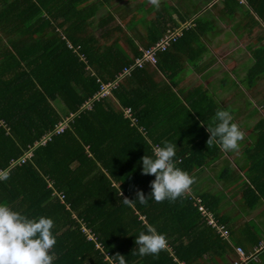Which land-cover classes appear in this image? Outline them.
Here are the masks:
<instances>
[{"label":"trees","instance_id":"obj_1","mask_svg":"<svg viewBox=\"0 0 264 264\" xmlns=\"http://www.w3.org/2000/svg\"><path fill=\"white\" fill-rule=\"evenodd\" d=\"M85 1L0 0V168H7L0 181V202L28 216L53 219L52 264H117L112 257L117 253L126 256V264H214L211 256L228 264L225 253L233 251L232 244L246 251L263 244L264 209L260 211L263 222L247 221V231L240 230L244 236L240 238L216 207L219 196H208L198 187L175 201L157 202L148 197L154 174L141 171V157L152 155L153 147L165 140L177 145L176 166L191 177L222 156L224 150L216 140L207 143L211 135L207 124L217 109L233 115L234 107L223 105L219 95L214 97L202 85L175 89L183 64L174 51L188 49L191 61L200 65L205 46L201 36L214 38L217 14H209L206 0H199L203 9L196 18L186 12L192 0H176L170 8L157 7L153 18L132 22L136 30L146 32V41L131 34L126 39L132 47L123 46L119 36L109 45H100V39H108L111 32L95 36L87 30L83 23L97 7L93 4L89 9ZM218 1L222 3L219 16L230 22L237 7L243 6L239 0ZM246 2L248 11L264 25V0ZM174 12L180 20H166ZM175 31L170 44L157 50L155 64L137 65L108 96L94 99L90 109L79 110L100 84L113 81L124 66L142 55L140 48ZM136 38L141 46L135 44ZM252 39V62L244 63V74L237 76L247 87L256 82L252 87L257 89L264 78V29ZM75 46L79 56L73 53ZM225 81L235 84L231 77ZM249 99L245 98V107L251 105ZM126 107L130 116L124 113ZM260 107L264 110V96L256 99L253 111L259 112ZM60 122H66V127L53 132ZM43 135L50 139L36 145ZM246 140L252 145L242 147L241 163L237 159L234 166L224 164L218 175L229 182L221 198L226 192L230 197L240 192L234 205L245 214L264 204V111ZM29 147L31 160L10 166ZM6 192L11 199L5 198ZM137 192H143L147 200H136ZM196 197L226 224L228 238L210 227L195 205ZM125 198L136 201L125 203ZM148 224L164 234L170 249L139 255L135 235ZM207 253L211 256L206 257ZM258 258L259 262L250 264H264V250Z\"/></svg>","mask_w":264,"mask_h":264},{"label":"clouds","instance_id":"obj_2","mask_svg":"<svg viewBox=\"0 0 264 264\" xmlns=\"http://www.w3.org/2000/svg\"><path fill=\"white\" fill-rule=\"evenodd\" d=\"M73 53L79 56L81 54L79 47H73ZM82 61L84 63L86 59ZM207 126L211 134L207 143L216 140L221 149L225 151L235 150L239 147L238 142L242 139L243 133L233 121V117L228 110L224 108L217 109L212 117V123L207 124ZM176 147V144L165 140L162 145L153 147L152 155L141 157L142 173L154 174L155 177L151 181V194L148 197L157 202L175 201L193 182L187 171L176 166L174 159ZM28 160H31V158ZM0 170H7V168H0ZM136 195V200L141 203L148 198L145 197L143 192H137ZM136 200L130 201L125 198L124 202L129 203ZM224 225L226 226V224ZM53 227L54 221L49 216H28L13 209L7 203L0 202V264H52L53 255L50 250L56 244ZM226 228L229 231L227 226ZM135 245L141 256L156 255L166 246V238L154 225L148 224L145 226V230H141L138 235H135ZM236 245L241 246L235 244L233 247ZM259 245L260 243L253 246L252 250H249L251 252L245 253L253 254L254 249ZM262 250H258L255 257L250 258L248 261L255 259ZM234 252L236 253L235 250ZM236 255L238 258L237 253ZM112 257L117 264H126V256L117 253Z\"/></svg>","mask_w":264,"mask_h":264},{"label":"crops","instance_id":"obj_3","mask_svg":"<svg viewBox=\"0 0 264 264\" xmlns=\"http://www.w3.org/2000/svg\"><path fill=\"white\" fill-rule=\"evenodd\" d=\"M133 1H135V0H130V1H127V0H108L105 3H103L101 0H94V1L93 0H86L84 3L90 4L89 9H92V7H94V5L97 8H96L94 13L90 14L88 19L86 20V23H83V24L87 28H98V27H101L103 25L106 26L107 23H110V21H112L114 19H119L122 22H124V21L131 22V21H133V19H131L129 17L134 15L136 13V10L135 9L131 10L130 8H128V6H129V3L130 2L132 3ZM159 2H161V0H159ZM171 2L175 3L176 0L168 1L169 4H171ZM246 3H247L246 0H243V1L239 0V4H241L243 6L240 7V5H239L237 7V9L234 12V19L232 20V22H230L229 19H224V18H222V16H219V14H218L219 12H221L220 8L222 7V3H220L219 1L217 2V0L215 2H213V4H216L217 6L215 7V9H213L211 6L210 9H208V12H209V14H213V13L217 14L216 23L218 24V27H217V31H215L214 36H212L214 38L205 39L204 36H201V40L205 43V46L203 47V53L209 52L211 55H210V57L206 56L205 58H203V60H201L200 65L198 63H195L194 61H191V58H193V57L189 58L190 55L188 53V51H189L188 49H185L182 51H179V50L174 51L173 50L174 52H176L179 55V60L183 64V67H182L183 70L180 72V74L178 76L179 80H178V83L176 84L175 89L180 88V89H183V91H185L189 87L202 85L206 90L211 92L214 97L219 95L220 96L219 99L223 102H226V103L222 102L223 104L228 103L230 105H231V103H234L233 102L234 100H237L236 95H235L236 92L240 91L241 89H244V91H245V82H243L241 80H238V81L234 80L233 75L239 74L242 77V75L244 74V70H246L247 67H246V65L242 66L241 64L242 63L247 64L248 62H250V63L252 62V57H251L252 38H254L258 34L259 28L264 27V25L261 21H260L261 24L259 25V22H258L259 18L256 16V14L252 10L248 11L249 6ZM91 4H92V6H91ZM161 4H160V6H161ZM121 6H122V8H120ZM153 7L156 8L155 3L152 4V6L150 7V8H152L151 10H153ZM211 9H213V10H211ZM151 10L149 9L147 11H151ZM192 10H193V13L191 14V12H190L191 9L186 8V12L189 15L194 16L196 18H198L199 14L202 12V11L200 12V10H195L194 8ZM108 11H110V12H108ZM155 11H156V9H154V16L156 14ZM172 15L174 18L177 17L175 12ZM172 15H166L167 16L166 20H169V21H171V20L172 21H179L180 20V19H178V17L176 19H173L171 17ZM93 21H97V23L92 24L91 22H93ZM219 22H221V24ZM97 24H99V25H97ZM118 27H114V29H120V27L119 28ZM105 29H106V31H110L108 28H105ZM238 31H241V33H239ZM259 32L263 33V31H259ZM253 33H254V35H252ZM108 35H109V33H108ZM250 35L252 37L247 38ZM137 36L138 35L136 34L134 37H137ZM140 37H147V34L141 33ZM108 38H112V36L108 37ZM235 39L240 41V45H241V46L239 45L240 47H237V49L234 50L235 52L233 51L234 53H236V57H234L232 54L229 55V52H228V50H232L233 48H235L234 47L235 45H231L232 43H235V41H236ZM246 39H249V40L247 42H245ZM136 40H138V39L136 38L134 40V42L136 45H138L139 43ZM233 40H235V41H233ZM229 41L231 42V44H229ZM248 44H250V47H248ZM128 45L131 46V43L128 42ZM193 45H196V44L192 43L191 46H193ZM138 46H140V44ZM229 57H232V60H230V61L233 64L232 65L230 64L228 66L227 65V58H229ZM238 57H240L239 60H237ZM224 73L225 74L228 73V75L231 76V78L234 80L235 84L229 83L227 85V82L225 81ZM217 79H221L222 84L214 83ZM192 80H194V82H190ZM254 84L257 85L256 82L252 81V83L249 84L251 87L248 88L247 90L250 91L253 88L252 86H254ZM249 85H248V87H249ZM254 89L256 90V88H253L252 93L250 94L252 97H253V93L256 94L255 91L253 92ZM231 96H232V98H231ZM238 112L242 113L239 107H238ZM234 116L235 115H232V117H234ZM248 117L251 118V116H249V115H248ZM253 124H252V126H253ZM250 132H251V130L249 129L248 132L245 133V135H243L241 141L244 140L243 142L246 143L247 142L246 135ZM242 147H243V144H241V146L238 147L237 151L242 150ZM236 158L241 160L242 155L240 154V152H239L238 157H236ZM219 181H222V180L219 179ZM225 182H228V181H225ZM206 187H207V185H205V184L201 185L200 191L202 193H206V190H207V189H205ZM238 188H240V187H238ZM225 191H226V189H225ZM211 193H213V192L211 191ZM228 194L229 193L226 192V196H223L222 198L220 197L221 201H220V203L218 202V205L220 204L221 214H223L225 217H228L227 219H229L228 222L230 225H232V229L233 228L236 229V231H237L236 233L238 234V236L240 238H243L244 236L239 234V231L240 230L247 231V228H245L247 221L255 220L257 222L260 219H262L260 211H261V209H264V208H262L263 206H258L257 208L253 209L252 211L250 210L247 214L242 213L241 209L235 207L237 205L236 200L239 199L241 193L237 192L235 194V196H233V197H230ZM208 196L215 197V198L217 197V195H213V194H208ZM5 198L11 199L10 192H6ZM217 198H219V197H217ZM220 198L218 200H220ZM17 199H20V198L17 197ZM227 199L235 200L231 204V205L236 204L233 206L234 208L233 207L231 209L229 208L230 204L226 203ZM223 200H225V201H223ZM218 205L216 207H219ZM241 233H243V232L241 231ZM230 244H231V242H230ZM245 244H249V243L246 242ZM232 246H233V244H232ZM244 251L246 253L251 252V251H246L245 249H244ZM230 252H229V254H230ZM233 252H234V250H233ZM259 255H260V253H259ZM226 256H227V254H226ZM256 258L251 259L250 261L247 262V264H250L253 261L259 262L260 259L258 258V256ZM216 261L217 262L219 261V264H223L219 260V257L216 258V260L213 259V262L218 264ZM227 262H228V264H232L231 258H229V260Z\"/></svg>","mask_w":264,"mask_h":264},{"label":"rangeland","instance_id":"obj_4","mask_svg":"<svg viewBox=\"0 0 264 264\" xmlns=\"http://www.w3.org/2000/svg\"><path fill=\"white\" fill-rule=\"evenodd\" d=\"M127 1H130V0H127ZM168 1H171V0H167V1L166 0H161V2H159V0H135L132 3L130 2L128 8H130L131 10L135 9L136 10V13L134 15L130 16L129 18L133 19V21H140V19H151V18L154 17V9H156L157 7H159L161 3H162L161 4V7L162 6H167V8H170L169 7L170 4L168 3ZM198 1L199 0H194V1L192 0L191 9H193V8L195 10H202L203 9V6H201L198 3ZM215 1L216 0H206V3H205L204 6H206L208 8H210L212 6V8L215 9V7L217 6L216 4H213V2H215ZM154 3L156 4V8L153 7V10L146 12L147 9L150 8L152 6V4H154ZM120 8H122V6ZM213 9H211V10H213ZM248 9H249V7H248ZM133 21H131V22H133ZM131 22H129V21L122 22L119 19H114V20L110 21V23H107L106 26L103 25V26L98 27V28H88L87 30L89 32H92L96 36V35H99L102 31H106L105 28H108L111 31V33L109 34L110 36L108 35L107 37H111L112 36V38H108V39H105V40L104 39H100V40L103 41V43H99L100 45L101 44L102 45L103 44L109 45V44L112 43V41L114 40V38H116V37L119 36V41L122 43V45L125 46V47H128L130 45H128V41L126 39V36L127 35H131V34L132 35H136L137 34L139 36L141 33H144V34L146 33L145 31L139 32V30H136V28L133 26V23H131ZM91 23L92 24H95V23H97V21H93ZM219 23L221 24V22H219ZM97 25H99V24H97ZM118 26H120L121 28L120 29H114V27H118ZM263 29H264V27L263 28H259L258 29V34H259V31H263ZM238 32L241 33V31H238ZM252 35H254V33ZM251 37L252 36L250 35L247 38H251ZM146 39H147V37H142V40L143 41H146ZM235 40H233V41H235V43H232V44L229 41V44L235 45L234 46L235 48H233L232 50H228L229 55L232 54L234 57H236V53H234L235 52L234 50L237 49V47H240L241 46L240 45V41H238L237 39H235ZM248 40L249 39H246L245 42H247ZM136 41H138V43L140 44L139 39L136 40ZM140 46H141V44H140ZM210 55L211 54L209 52H204L203 53V58H205L206 56L207 57H210ZM239 59H240V57H238L237 60H239ZM230 60H232V57L227 58V65L228 66L230 64L231 65L233 64V63H231ZM84 64L88 65V62L85 61ZM244 65L245 64L243 63L242 66H244ZM153 67L154 66H152V68ZM89 68L90 67L88 65L87 66V69H89ZM224 75H225L224 76L225 79H229V77H231V76L228 75V73L227 74L224 73ZM233 79L236 80V81H238V80H240V77H238L237 75H233ZM190 82H194V80H192ZM214 83L222 84L221 79H217ZM247 89H248V87L245 85V91H244V89H241L240 91L236 92L235 95H236V99L237 100H234L233 101L234 103H231V106L234 107V108H232V110H234V114L233 115H235L234 116L235 117L234 120L239 125V127L241 128V131L242 132L244 131V135H245V133L248 132L249 129L251 130L252 124L256 121V119L259 116L263 115V111L264 110L261 107L259 109V112L258 111L254 112L253 110H254V107H255L256 99L260 98L261 96H264V78H262V79L259 80L258 88L256 90L255 89L253 90V92L255 91L258 94L257 97H252L250 95L252 93V89L250 91L247 90ZM109 97L111 99L112 98V95H110ZM109 97H107V98H109ZM246 97L250 98L249 100H251V105L245 107L244 106V102H245L244 100H245ZM231 98H232V96H231ZM253 101H255V102H253ZM223 103H226V102H223ZM58 105L60 106V103ZM226 106H229V105L226 104ZM238 107L240 108V110H241L242 113H239L238 112ZM256 113H258V114H256ZM248 115L251 116V118H249ZM248 144L252 145V143L250 142V140H249V142L247 141L246 144L244 143L243 147L244 146L247 147ZM248 147H250V146H248ZM222 150L223 149H221V151ZM244 150L245 149L243 148L242 153H244ZM240 151L239 150L238 151H235L234 152L235 155H232V150H228V151H225L224 150L222 152V156H220V158L217 159V161H214L213 162V160H210V161H208V164H204L203 166H201L200 168H198L192 174V181H193L192 182V186L189 187L187 190H185V192L195 190L196 188H198L201 185H204L205 184V185H207V187L205 188V189H207L206 190V195L213 194V195L219 196V198H220L223 195V191H225V189L227 187V184L229 183V182H225V181H219L220 178H218V175L220 174L221 167L224 164L229 163V162L232 163V165L234 166L236 164L235 162H237V158L236 157H238ZM232 158H235V159H232ZM244 160L247 162L248 158H246ZM237 163H241V160H238ZM211 191L213 193H211ZM220 201H221V199L218 202L220 203ZM223 201H225V200H223ZM231 204L232 203H230V205ZM218 206H219L218 208H220V204ZM261 206H263L262 208H264V204L261 205ZM259 221H262L263 222V218L260 219ZM223 237H225V236L223 235ZM233 250H235L234 247H233ZM249 250H252V247ZM229 252L230 251L226 252L227 259L228 260H229V258H231V260L237 258L236 253H234L233 251H231L230 254H229ZM210 256L211 255L209 253L206 254V257H210ZM216 258H218V257L217 256H215V257L214 256H211L210 257V259H211L210 262L216 264L215 262H213V259L216 260ZM200 259L201 260H205L206 258L201 256ZM219 260L223 263V261H222L223 259L222 258L219 259ZM217 263L219 264V261Z\"/></svg>","mask_w":264,"mask_h":264},{"label":"built area","instance_id":"obj_5","mask_svg":"<svg viewBox=\"0 0 264 264\" xmlns=\"http://www.w3.org/2000/svg\"><path fill=\"white\" fill-rule=\"evenodd\" d=\"M176 35V31L175 32H165L163 34V36L156 41L155 43L151 44L148 47L145 48H140V50L142 51V55L140 57H136L134 59V61H132L131 63H129L128 65L124 66L122 71L118 73V75H116V77L114 78L113 81L111 82H107V83H102L100 84L99 89L94 92V94L92 95V97L86 99L79 107V110L82 109H90L93 106V101L98 100L102 97H106L108 96L111 91L112 88L116 87L118 85V80L123 78L124 76L130 74V72L133 70L134 67H136L137 65H141L145 62H150L152 64H155L156 62V52L158 49L163 50L166 46H168V44H170L171 39L173 38V36ZM124 113L125 115L130 116L131 114V110L129 107L124 108ZM66 127V122H60L58 125H56L55 129L53 132H61L63 130V128ZM48 139H50V136L48 135H43L38 141H36V145L39 143H45ZM33 152H32V147H29L28 149H26L24 151V153L17 159H14L10 166H12L13 164H22L24 163L26 160L30 159L32 156ZM6 170H0V179L4 177ZM196 202L195 205H197L199 211L201 212L202 215L205 216L207 223L214 228L215 232L219 234L220 237L222 238H228L229 235V231L226 228V226L219 222L213 215L211 212H209L205 206L201 203V200L199 197H196ZM227 233V234H226ZM223 235L225 237H223ZM97 246H99L97 244ZM164 248L170 249L168 246V243L166 242V246ZM234 249L236 251V253L238 254V259H233L232 260V264H247L248 260L252 257H255V253L258 250H262L264 249V243L259 245L257 248L254 249V253L253 254H246L244 249L239 246L236 245L234 246Z\"/></svg>","mask_w":264,"mask_h":264}]
</instances>
